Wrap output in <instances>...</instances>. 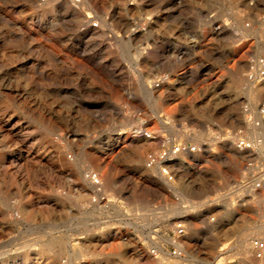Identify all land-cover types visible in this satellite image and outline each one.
Masks as SVG:
<instances>
[{"label": "rangeland", "instance_id": "374dc122", "mask_svg": "<svg viewBox=\"0 0 264 264\" xmlns=\"http://www.w3.org/2000/svg\"><path fill=\"white\" fill-rule=\"evenodd\" d=\"M261 59L264 0H0V264H264Z\"/></svg>", "mask_w": 264, "mask_h": 264}, {"label": "built area", "instance_id": "2783aa9c", "mask_svg": "<svg viewBox=\"0 0 264 264\" xmlns=\"http://www.w3.org/2000/svg\"><path fill=\"white\" fill-rule=\"evenodd\" d=\"M95 27L98 26V22L93 23ZM262 65H264V59H261ZM262 74L264 71L261 72ZM157 86L160 84L159 81H156L155 83ZM262 114H264V106L261 108L259 111ZM227 133L232 137V143L235 145L236 148L240 150H252L256 151V143L261 142V140H255L253 138L247 137L242 135V132L240 131H233V130H228ZM174 153H179L183 150L189 151V152H198L201 151L202 148L201 146L193 145V144H184L181 145L180 143L178 145H172L169 149ZM168 150V149H167ZM168 156L165 152L162 153V155L156 154V153H150L148 155V166L153 167L156 166L160 160H165V158ZM249 167H256L257 165L255 164V161H249L247 163ZM169 170V171H168ZM162 173L165 174L170 180L173 179L174 174L171 172V170L168 168V166H164L162 168ZM88 175V174H87ZM89 178L95 181V183L100 187L101 183L99 181V176L98 173L93 171L89 173ZM255 189H258L261 187V182H256L253 180L252 185ZM101 191V190H99ZM214 217H211V220H214ZM187 234V224L183 220H176L174 224V228L172 229V235L170 236L172 250H170V253L174 256H179V257H184L186 254V247L184 243L182 242L183 237ZM184 241V240H183ZM251 243L253 246V254L255 257L259 259L264 258V238L262 237H254L251 239ZM150 252L153 255H158L159 250L158 247H153L150 249Z\"/></svg>", "mask_w": 264, "mask_h": 264}, {"label": "bare ground", "instance_id": "6f19581e", "mask_svg": "<svg viewBox=\"0 0 264 264\" xmlns=\"http://www.w3.org/2000/svg\"><path fill=\"white\" fill-rule=\"evenodd\" d=\"M145 136V135H144ZM147 136H149V137H151V135L150 134H148ZM147 136H145V137H147ZM148 138V137H147ZM146 139V138H145ZM238 149V148H237ZM239 151H246V150H240V149H238ZM184 152H187V153H191V152H189V151H186V150H183L182 151V153H184ZM198 152H200V151H198ZM172 156H175V155H173L172 154ZM92 182V181H91ZM93 182H95L94 180H93ZM96 184V183H95ZM261 264V263H260Z\"/></svg>", "mask_w": 264, "mask_h": 264}]
</instances>
